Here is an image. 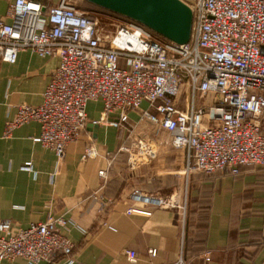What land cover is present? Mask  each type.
<instances>
[{"label":"built area","instance_id":"obj_1","mask_svg":"<svg viewBox=\"0 0 264 264\" xmlns=\"http://www.w3.org/2000/svg\"><path fill=\"white\" fill-rule=\"evenodd\" d=\"M4 1L0 61L13 64L18 52L29 50L40 59L55 58L57 66L40 104L17 106L4 123L3 138L34 122L39 133L32 142L60 161L85 129L86 105L99 102V122L115 114L110 125L126 129L129 137L143 123L152 138L168 134L171 146L184 152L188 173L264 169V0H189L191 35L183 45L162 41L130 20L111 34L67 0L47 8L32 0ZM131 112L136 122L129 121ZM147 142L139 138L130 147L153 158ZM96 156L87 145L79 158ZM23 169L34 176L29 162ZM127 200L126 216L150 217L157 209L185 213L174 191L156 195L132 189ZM67 225L50 213L23 229L0 221V263H48L60 254L71 264L73 246L63 233ZM124 254L136 260L135 252ZM175 264L187 263L180 257Z\"/></svg>","mask_w":264,"mask_h":264},{"label":"crops","instance_id":"obj_2","mask_svg":"<svg viewBox=\"0 0 264 264\" xmlns=\"http://www.w3.org/2000/svg\"><path fill=\"white\" fill-rule=\"evenodd\" d=\"M32 1L47 8L60 0ZM6 7L0 0V19ZM56 66L55 58L40 59L29 50L18 52L13 64L0 61V221L23 229L42 222L47 213L65 218L68 228L63 233L73 246L71 264H175L180 257L187 264H264V169L185 175L184 152L163 140L165 134L152 138L148 124L146 132L139 128L135 133L148 140L146 148L154 157L138 155L127 142L131 136L126 129L110 125L115 114L99 122V102L86 105L85 129L65 147L60 161L32 142L39 133L34 122L3 138L4 123L17 106L40 104ZM128 118L132 123L138 116L131 112ZM87 145L97 156L81 161ZM131 156L138 161L131 162ZM27 162L34 176L23 169ZM132 188L148 194L175 190L185 202V218L166 210H155L150 217L126 216ZM99 202L110 205L100 209ZM125 251L135 252L136 260L129 261ZM65 263L57 254L38 264Z\"/></svg>","mask_w":264,"mask_h":264},{"label":"water","instance_id":"obj_3","mask_svg":"<svg viewBox=\"0 0 264 264\" xmlns=\"http://www.w3.org/2000/svg\"><path fill=\"white\" fill-rule=\"evenodd\" d=\"M84 1L136 22L171 43L183 45L189 42L192 13L181 0Z\"/></svg>","mask_w":264,"mask_h":264},{"label":"rangeland","instance_id":"obj_4","mask_svg":"<svg viewBox=\"0 0 264 264\" xmlns=\"http://www.w3.org/2000/svg\"><path fill=\"white\" fill-rule=\"evenodd\" d=\"M71 1L73 3H75L76 7L78 8L77 10H79L81 12H84V13H87V14L91 15L92 17H95L97 19L98 25L101 26V27H104V29H106V31H108L111 34L114 32V30L116 29V27L119 25L118 23H122L125 20H127V19H125L123 17H120V16L108 14L107 11H104V10H101V9L100 10L90 9L89 7H87L86 4L83 3L84 0H71ZM71 1L70 0H67V3L70 4ZM181 1L183 3H185V4H187L189 2V0H181ZM142 107L145 108V105H143ZM146 127L147 126L144 123L143 124H140L139 127L135 131H133L130 140H128L127 142L130 143V144H132V143H135L136 141H138L140 137L135 132H138L139 131V128H142L141 131H145L146 132V129H145ZM142 138H145V137H142ZM142 138H140V139H142ZM169 138H170V136L168 134H165V136L163 135V140L168 141ZM130 158H131L130 159L131 162H137L138 161V159L135 158V157H132L131 156ZM191 173L186 172L185 167H184V174L185 175H188V174H191ZM193 173H196V172H193ZM132 189H139V188H132ZM139 190H141V189H139ZM174 192H175V190H174ZM175 193L177 194V192H175ZM156 195H160V193H157ZM177 195H179V194H177ZM178 198H179V196H178ZM179 201H180V199H179ZM180 202L182 204H185V202H182V201H180ZM153 211H155V210H153ZM180 216L182 217V219H184L185 218V213H184L183 216L182 215H180Z\"/></svg>","mask_w":264,"mask_h":264},{"label":"trees","instance_id":"obj_5","mask_svg":"<svg viewBox=\"0 0 264 264\" xmlns=\"http://www.w3.org/2000/svg\"><path fill=\"white\" fill-rule=\"evenodd\" d=\"M70 1H71V0H70ZM71 3L74 5V7H75L76 9H78V8L76 7L75 3H73L72 1H71ZM83 3L86 4L87 7H89L90 9H94V10H100V9H101V8L96 7V6H93V5H91V4H89V3L85 2V1H83ZM101 10H103V9H101ZM104 11H106V10H104ZM107 12H108V11H107ZM108 14L116 15V14H113V13H110V12H108ZM116 16H118V15H116ZM155 35H156V34H155ZM156 37H158V39H160V40L163 39L162 37H160V36H158V35H156ZM162 41H165V39H163ZM251 168H252V167H251ZM239 170H240V169H239ZM202 174H205V173H202ZM214 174H215V173H214ZM207 175H209V174H207Z\"/></svg>","mask_w":264,"mask_h":264}]
</instances>
